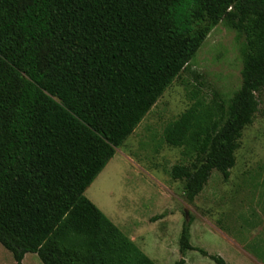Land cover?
Wrapping results in <instances>:
<instances>
[{"label":"trees","instance_id":"16d2710c","mask_svg":"<svg viewBox=\"0 0 264 264\" xmlns=\"http://www.w3.org/2000/svg\"><path fill=\"white\" fill-rule=\"evenodd\" d=\"M218 25L239 45L240 85L163 130L194 156L170 171L192 204L227 180L264 89V0H0V245L15 264H154L86 197ZM191 220L178 240L197 251Z\"/></svg>","mask_w":264,"mask_h":264},{"label":"rangeland","instance_id":"374dc122","mask_svg":"<svg viewBox=\"0 0 264 264\" xmlns=\"http://www.w3.org/2000/svg\"><path fill=\"white\" fill-rule=\"evenodd\" d=\"M241 58L234 34L218 25L191 61L165 90L130 137L86 189L84 196L154 264H175L182 257L178 240L191 220L190 244L219 256L227 264H264V89L245 127L228 179L212 171L192 204L173 180L174 166H188L194 154L173 148L163 130L194 104H219L240 85ZM187 213V216L185 215ZM186 264H215L197 251L185 253ZM0 264H15L0 245ZM22 264H42L34 254Z\"/></svg>","mask_w":264,"mask_h":264},{"label":"crops","instance_id":"0c3cea01","mask_svg":"<svg viewBox=\"0 0 264 264\" xmlns=\"http://www.w3.org/2000/svg\"><path fill=\"white\" fill-rule=\"evenodd\" d=\"M189 235H190V230H189ZM191 236V235H190ZM127 237V236H126ZM128 238V237H127ZM129 240H131L133 243L135 242V237L133 238V235L132 236H129L128 238ZM189 242H190V238H189ZM136 245V244H135ZM191 245V244H190ZM193 247V246H192ZM195 248V247H194ZM140 250V249H139ZM141 251V250H140ZM204 251V250H203ZM142 252V251H141ZM206 252V251H205ZM143 253V252H142ZM207 253V252H206ZM144 254V253H143ZM208 254V253H207ZM25 257V256H24ZM219 257V256H218ZM185 258V257H184ZM221 258V257H220ZM24 259V258H23ZM222 259V258H221ZM222 261L224 262V264H227V262L222 259ZM184 264H186V259H184ZM240 264V263H239ZM243 264H249L248 261L245 259L244 263Z\"/></svg>","mask_w":264,"mask_h":264},{"label":"water","instance_id":"95a60500","mask_svg":"<svg viewBox=\"0 0 264 264\" xmlns=\"http://www.w3.org/2000/svg\"><path fill=\"white\" fill-rule=\"evenodd\" d=\"M185 215L187 216V213L185 212Z\"/></svg>","mask_w":264,"mask_h":264}]
</instances>
